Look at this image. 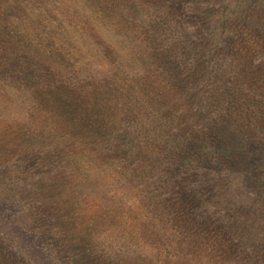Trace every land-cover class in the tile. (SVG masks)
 Returning <instances> with one entry per match:
<instances>
[{"label":"trees","instance_id":"16d2710c","mask_svg":"<svg viewBox=\"0 0 264 264\" xmlns=\"http://www.w3.org/2000/svg\"><path fill=\"white\" fill-rule=\"evenodd\" d=\"M1 1L48 20L47 35L69 33L90 50L80 84L65 94L72 119L64 114L55 128L67 121L75 136L66 131L59 139L73 141L62 146L78 152L84 138V151L103 161L85 172L74 159L67 165L76 175L61 165L24 179L52 239L65 243L67 223L81 216L89 245L98 240L116 264H129L122 249L131 233L138 250L130 264H264V0ZM23 52L0 48L5 92L12 78L22 88L44 81L27 79L38 64L32 47ZM212 182L250 201L212 196ZM2 229L0 252L10 258L23 245H7ZM68 245L70 264H102L86 254L89 245Z\"/></svg>","mask_w":264,"mask_h":264},{"label":"rangeland","instance_id":"374dc122","mask_svg":"<svg viewBox=\"0 0 264 264\" xmlns=\"http://www.w3.org/2000/svg\"><path fill=\"white\" fill-rule=\"evenodd\" d=\"M0 4L2 22L0 48L9 57L8 52H14L18 48L22 52L24 51L22 54L30 56V47H32L35 58H37L32 62L37 63L38 66L32 69V73L27 74L26 77L30 79L35 76L44 79L38 85L35 82L26 88H22L19 81L12 78L13 84L10 83L12 87L8 91L5 92L4 89L0 88V226H3L2 230L5 229L2 238L7 245L12 244V242L23 245L10 258L3 256L0 252V264H48L50 262L45 260L47 257L58 264H70L69 257L72 253L63 249L64 246H69L68 244L71 242L75 246L78 245L79 248H85L84 245L90 243L85 236L84 218L78 216L79 218L67 223L69 233L66 232L67 240L65 243L68 244H60L59 241L53 240L50 227H46V224L49 223H47L49 217L47 214L44 215V211L40 208L36 192L33 191L34 186L28 185L24 179L37 178L44 173L57 171L61 165L67 166L69 173L71 170L67 164L71 166L74 159L76 160L73 163L78 161L80 171L85 172L90 169L87 167L89 161H91V165L93 162L99 164L103 161L102 156H90L87 150L84 151L87 147L84 138L80 141L85 147L78 152L62 146L63 143L68 144L73 141L72 137L59 139L66 131L70 132L71 136H75L68 130L70 124L67 121L61 122L64 124L55 128L62 117L64 118L65 115L69 117V114H73L65 94L70 93V84L81 81L87 63L84 56L90 50H87L85 40L78 42L69 33L61 37L58 34L47 35V29L52 27V23L47 25L48 20L17 9L19 7L8 6L6 2L1 0ZM8 15H10L9 20H4V17ZM40 22L44 24L43 29H41L43 24L39 25ZM4 37L6 39L2 40ZM8 40H12L14 43L9 44L7 52L5 44ZM35 48H38L37 52ZM70 49H72L71 54ZM22 95H26V97L23 98ZM56 101L60 105H57ZM69 118L72 119V117ZM55 129H58L59 133ZM79 135L81 136V134ZM55 143H59L60 146L54 147ZM97 171L100 172L97 175L101 176V167ZM72 174L76 175L75 172ZM8 178L15 181L8 184L6 183ZM21 181L24 184H20ZM36 185L40 187L38 183ZM222 185H224L222 182H212L208 187V192H212V196L217 195L219 197H237L239 194L233 193L234 186H231L233 189L225 190V186ZM239 200L245 205L250 201V196L246 192L240 195ZM60 220L62 218H58V221L52 224H60ZM119 222L120 232L124 229L128 230L124 222ZM73 223L76 224L73 225ZM75 228H78L75 230L78 234L72 235L74 232L72 230ZM107 232L108 230L100 236L105 241L108 240L105 238ZM131 235L133 244L126 246L127 243H124L122 250L125 253H121L128 258L132 256L131 259L134 260V254L137 253L135 246L137 235L132 233ZM33 239L39 241L43 255L40 256L41 252L38 255L35 253L36 247L33 245ZM103 246L98 240H92V244L85 248L87 249L86 254L91 258L97 255L102 264H116L115 261L113 262L108 258V255L113 254V251L106 250ZM77 258L89 261L81 252L77 254ZM125 260L127 259L125 258Z\"/></svg>","mask_w":264,"mask_h":264}]
</instances>
